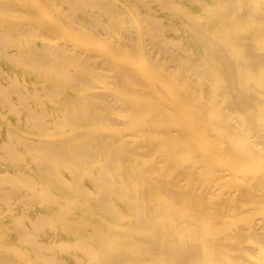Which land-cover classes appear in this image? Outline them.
<instances>
[{
  "label": "bare ground",
  "instance_id": "obj_1",
  "mask_svg": "<svg viewBox=\"0 0 264 264\" xmlns=\"http://www.w3.org/2000/svg\"><path fill=\"white\" fill-rule=\"evenodd\" d=\"M0 264H264V0H0Z\"/></svg>",
  "mask_w": 264,
  "mask_h": 264
}]
</instances>
